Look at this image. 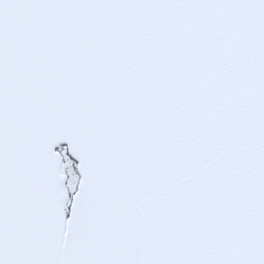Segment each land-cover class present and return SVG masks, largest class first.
Returning <instances> with one entry per match:
<instances>
[{
    "label": "snow or ice",
    "instance_id": "6c2138e0",
    "mask_svg": "<svg viewBox=\"0 0 264 264\" xmlns=\"http://www.w3.org/2000/svg\"><path fill=\"white\" fill-rule=\"evenodd\" d=\"M0 264H264V0H0Z\"/></svg>",
    "mask_w": 264,
    "mask_h": 264
}]
</instances>
